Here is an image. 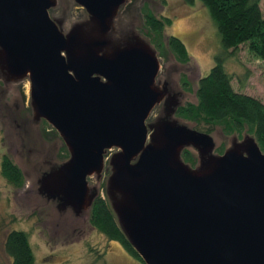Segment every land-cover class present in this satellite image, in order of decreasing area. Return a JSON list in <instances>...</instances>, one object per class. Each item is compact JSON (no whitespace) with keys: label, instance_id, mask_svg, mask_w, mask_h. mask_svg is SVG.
I'll use <instances>...</instances> for the list:
<instances>
[{"label":"water","instance_id":"95a60500","mask_svg":"<svg viewBox=\"0 0 264 264\" xmlns=\"http://www.w3.org/2000/svg\"><path fill=\"white\" fill-rule=\"evenodd\" d=\"M143 2L0 0V80L30 85L32 113L15 122L46 121L68 152L41 172L38 192L59 215H80L104 187L145 264H264V151L245 130L219 153L176 116L183 73L163 71L149 37L120 22L137 12L143 28ZM191 149L193 163L182 157Z\"/></svg>","mask_w":264,"mask_h":264},{"label":"rangeland","instance_id":"374dc122","mask_svg":"<svg viewBox=\"0 0 264 264\" xmlns=\"http://www.w3.org/2000/svg\"><path fill=\"white\" fill-rule=\"evenodd\" d=\"M143 4L156 17L171 19V24L163 31L164 37L175 34L173 36L184 42L190 57L188 63L177 62L170 53L165 57L158 56L163 71L166 65L174 63L171 66L175 69L177 66L188 80L191 90L179 98L183 105L187 101L195 103L194 91L198 79L208 73L215 56L222 49L216 22L200 0H192V3L187 0H164V3L163 0H144ZM260 7L264 15V0H261ZM78 11L73 10L72 16H78ZM49 12L54 15L53 10ZM142 15L139 14L140 17ZM120 22L146 34L144 28H138L137 12L123 15ZM224 67L234 76L232 84L235 90L257 97L264 103L263 60L241 46L235 54L226 57ZM29 88L27 80L7 85L0 80V264L10 262L3 240L6 232L12 229L28 233L35 264H145L119 240L107 239L93 228L87 221L88 214L75 215L70 211L66 215H59L61 210L57 209L56 204L54 207L38 192V178L48 165L57 160V153L61 151L59 149L57 152L58 146L62 140L44 120L35 122L28 117L24 121L26 130L15 122L18 114L26 117L32 113ZM180 88H183L182 84ZM157 113L158 109L155 108L149 119H154ZM211 135L217 149H224V145L228 144V137L223 134L211 132ZM114 151H108L106 158ZM190 152L196 157L194 150ZM4 154H8L24 170L26 179L21 187L13 186L4 178L1 172ZM105 163L103 180L109 172L106 159ZM88 180L90 184H96L94 177ZM100 195L106 198L104 187L100 188Z\"/></svg>","mask_w":264,"mask_h":264},{"label":"trees","instance_id":"16d2710c","mask_svg":"<svg viewBox=\"0 0 264 264\" xmlns=\"http://www.w3.org/2000/svg\"><path fill=\"white\" fill-rule=\"evenodd\" d=\"M192 3V0H187ZM207 7L210 16L216 22L221 40V51L215 56V62L208 73L199 77L194 91L196 102L187 101L179 107L176 116L195 124L200 132L211 134L219 132L224 136L236 133L239 137L247 130L252 134L264 151V103L234 89V76L227 72L224 61L230 54H235L244 46L252 55L264 61V15L260 7L261 0H200ZM164 3V0H163ZM143 28L161 57L168 53L177 62L188 63L190 60L184 42L172 34L164 37V29L171 24L169 17H156L147 7L142 8ZM180 82L185 91H190V84L181 74ZM52 128V127H51ZM53 132L56 135L55 130ZM59 157L66 154L60 147ZM219 153L223 147L217 149ZM63 153V154H62ZM182 157L193 163L188 151ZM1 172L4 178L15 187L24 182L20 167L8 154L1 159ZM88 221L107 239L119 240L124 246L142 260L129 244L117 225L113 211L106 198H96L88 214ZM4 250L10 257L9 264H35V256L27 232L12 229L6 232L3 240Z\"/></svg>","mask_w":264,"mask_h":264},{"label":"flooded vegetation","instance_id":"af4514ba","mask_svg":"<svg viewBox=\"0 0 264 264\" xmlns=\"http://www.w3.org/2000/svg\"><path fill=\"white\" fill-rule=\"evenodd\" d=\"M68 156V152H67V150H66V154H65V156H63V157H67ZM108 159V158H107ZM91 177H89L88 179H90ZM104 198L102 195H100L98 198ZM87 221H88V219H87ZM104 236V235H103ZM105 237V236H104Z\"/></svg>","mask_w":264,"mask_h":264}]
</instances>
